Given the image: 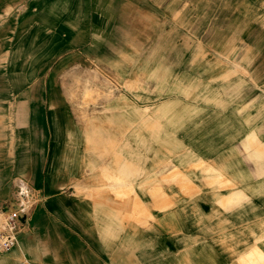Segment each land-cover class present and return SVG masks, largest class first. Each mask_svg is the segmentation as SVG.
Listing matches in <instances>:
<instances>
[{
    "label": "rangeland",
    "instance_id": "374dc122",
    "mask_svg": "<svg viewBox=\"0 0 264 264\" xmlns=\"http://www.w3.org/2000/svg\"><path fill=\"white\" fill-rule=\"evenodd\" d=\"M185 12L179 48L160 29L145 36L140 27L135 67H124L134 59L122 55L115 62L122 67L80 59V67L57 72L67 111L57 118L64 163L54 185L75 190L73 199L94 211L101 206L107 221L114 207L119 220L121 209V222L136 223L137 234L179 238L181 256L169 264H264V85L253 69L264 0H185ZM22 188L33 224L43 198L27 182ZM204 203L213 212H200ZM228 209L231 225L220 214ZM200 223L199 236L183 233ZM31 232L0 248V264H54Z\"/></svg>",
    "mask_w": 264,
    "mask_h": 264
},
{
    "label": "crops",
    "instance_id": "0c3cea01",
    "mask_svg": "<svg viewBox=\"0 0 264 264\" xmlns=\"http://www.w3.org/2000/svg\"><path fill=\"white\" fill-rule=\"evenodd\" d=\"M185 13V0H0V200L5 196L0 211L17 197L18 189L24 192L23 182L36 189L43 205L33 224L26 213L21 232L32 228L34 246L45 240L54 264H169L181 256L179 238L154 237L152 231L137 234L136 223L121 222V209L117 220L115 207L114 220L107 221L101 206L94 211L73 199L75 190L60 189L54 182L57 166L64 163L57 118L67 111L60 103L67 97L57 72L80 67V59L100 69L122 67L115 64L122 55L134 59L124 67H135L140 27L145 36L160 29L166 40L176 38L172 43L179 48L186 36ZM256 46L263 57L256 56L253 69L256 81L264 85V39ZM94 61L99 64L92 65ZM206 204L199 211L213 212ZM220 214L231 225L232 210ZM253 216L243 218L241 227L257 214ZM194 225H185L183 233L199 236L201 223ZM106 229L111 230L107 238ZM27 240L22 238L21 244L28 246Z\"/></svg>",
    "mask_w": 264,
    "mask_h": 264
},
{
    "label": "built area",
    "instance_id": "2783aa9c",
    "mask_svg": "<svg viewBox=\"0 0 264 264\" xmlns=\"http://www.w3.org/2000/svg\"><path fill=\"white\" fill-rule=\"evenodd\" d=\"M16 196L14 200L7 202L4 208V228L0 232V248L5 251L14 246L26 221L28 197L21 189H18Z\"/></svg>",
    "mask_w": 264,
    "mask_h": 264
},
{
    "label": "bare ground",
    "instance_id": "6f19581e",
    "mask_svg": "<svg viewBox=\"0 0 264 264\" xmlns=\"http://www.w3.org/2000/svg\"><path fill=\"white\" fill-rule=\"evenodd\" d=\"M94 87H95V86H94ZM169 171H170V170H169ZM172 172H173V171H172ZM179 177H180V176H179ZM179 181H180V180H179ZM185 182H186V181H185ZM178 183H179V182H178ZM184 184H185V183H184ZM180 186H181V185H180ZM179 250H180V249H179ZM179 250H178V251H179ZM178 251H177V252H178Z\"/></svg>",
    "mask_w": 264,
    "mask_h": 264
}]
</instances>
